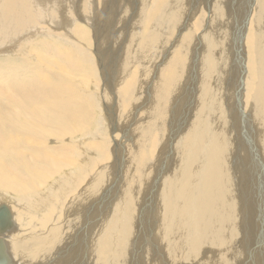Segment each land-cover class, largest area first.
Returning <instances> with one entry per match:
<instances>
[{"label": "bare ground", "instance_id": "obj_1", "mask_svg": "<svg viewBox=\"0 0 264 264\" xmlns=\"http://www.w3.org/2000/svg\"><path fill=\"white\" fill-rule=\"evenodd\" d=\"M82 1L79 0V5L76 6L70 1L68 3V0H0V221L2 220L4 224L0 229V264H30L22 254L34 260L43 252H46L53 261L61 259V264H139L141 255L149 250L140 254L135 253V248L139 244L137 237L135 238L137 234L135 228H139L141 233L152 231L153 241L158 242L163 239L165 247L160 252V256L162 258L166 256L168 261L176 259L184 252L203 251L207 253L196 257L192 264H252L253 261V264H264V245L261 243L264 237L256 239L251 257L244 256L245 248H248L246 239L250 234L246 231L243 215L238 222L243 228V237L239 241L236 240V235L239 234L233 227L236 198L231 191L233 185L231 167L234 161L227 159L231 157L230 148L222 141V125L208 112L209 107L205 109L192 104L189 113L185 112L191 117L185 121V128L182 125L178 129L179 135H182V142L179 143L181 147L174 145L173 148L182 149L181 152L186 153L187 165L183 163V166L186 167L187 172L180 188L177 186L179 189L175 187L176 177L174 176L173 183H169V179L168 184H165L166 192L176 194L182 192L185 197L194 182L195 193L197 179L199 185L209 191V188L215 184H223L225 189L214 194H206V192L202 196L204 201L200 199L201 197L193 198L192 201H185L184 206L181 203L182 206L174 208L172 201L165 195L163 188L165 180L160 179L159 185L155 182L156 187L152 182V186L156 189L155 194L151 192L155 201L146 211L141 203L136 206L133 197L130 200V196L126 197V200L110 202V205L106 200H91L98 197V192L103 187L105 174L101 170L104 164L100 162L111 153L107 148L110 146L109 139L111 144L116 145L112 134L104 131L107 127H104L103 109L106 108L99 103V97L105 98L108 105L111 104L109 102H112L113 97L118 100L116 108L118 107L122 113V118L119 119L121 123L131 126L127 130L121 125L122 136L129 138L124 137V139L121 135L118 138V141L125 140L123 149L125 161L133 163L134 168L135 165L142 167V171L143 168L147 169L151 165L149 172H152L153 176L157 168L159 172L164 170L171 172L172 169L167 167L168 164L162 166L164 169L161 167L163 171H160V167L153 169L156 164L151 160V156L154 150L156 155V151L157 153L161 150L167 151L169 148L168 145V148L163 146L161 140L168 131V128L166 129L168 116L179 112L180 107L176 103L183 99L171 94L167 104L162 105L174 88L181 87L186 47L173 48L168 59L161 65L159 76L163 80L162 84H159V80L155 78L149 81L148 76H144L139 81L136 78L138 69L133 67L130 71L135 63L134 59H138L139 56L135 51L130 59L128 48L126 52L123 50L118 59V76L107 85L108 88L112 86L109 93L110 90L108 91L107 88L105 91L102 75L96 71L92 59L94 47L91 48L93 45L90 41V32L86 27L90 13L87 11L89 14H84L85 7L80 5ZM221 2L223 0L214 1L213 6L209 4L201 9L198 12L199 17L204 19L208 9L212 7H218L223 12ZM249 3V7L253 6L249 14L253 13L255 17L264 14V0H250ZM151 16L152 14L147 15L146 20L148 21ZM56 25L62 27L65 33L62 34ZM194 33L196 36L199 35L198 28ZM134 42L139 44L137 40L130 43V39L126 44L130 43L131 47ZM200 45L207 50L210 41H204ZM220 61L222 69H225L224 74L227 75V69L224 68L225 59L222 58ZM242 61L241 65L246 62L244 67L242 65L244 71L241 69L243 100L264 108V70L255 72L254 50L244 48ZM136 63H139L138 60ZM222 69L220 71H223ZM197 70L204 72L206 68L198 64ZM129 72L131 74L128 77ZM140 74L142 76L143 71ZM136 79L139 81L138 84L135 83ZM211 79L210 77L208 81ZM209 84L205 83L199 90L204 91L207 98L204 94L199 96L201 92L196 90V95L194 93L191 95L195 98L189 96L188 99L212 105L220 103L224 94L219 95L217 90L223 91L222 79H219L215 85L209 86L211 88L207 87ZM185 91L181 89L183 94ZM108 98L109 102H107ZM132 105L136 108L137 115L147 118L143 123H132V114L129 111ZM98 106L101 110L97 114ZM170 109L171 114H169ZM253 125L256 127V120L253 121ZM241 126L243 125L240 123L238 126L240 135L244 132V129H240ZM255 140H258L260 145L264 144V136L261 133L255 135ZM161 155L166 158L168 156ZM261 157L264 159V156ZM175 159H173L174 163L177 164ZM169 160L171 159L167 161ZM99 163L101 165L92 175V170ZM114 163L116 164V159ZM243 165L241 163L240 166ZM183 166L178 165V168L183 170ZM109 168L111 170L113 167ZM199 170L200 174H197ZM146 175L148 176V172ZM132 180L131 178V182ZM74 191L77 192L76 196ZM213 196L229 197L225 212L222 206L225 201L209 199ZM164 198L170 203L164 201ZM191 205L194 207H190ZM240 207L237 209L239 211L237 221L242 212ZM185 210L196 215L199 223L208 225L207 230L195 234L190 227L196 228V221L193 225H189L182 220ZM138 214L142 215L141 226L137 224ZM81 230L88 239H95L92 246L94 255L84 250V244L80 242V240L84 241L80 237ZM255 236L260 237L257 233ZM56 247H59L57 251H55ZM62 247L65 252L70 251V257L61 255ZM152 264L161 263L152 262ZM165 264L168 262L165 261Z\"/></svg>", "mask_w": 264, "mask_h": 264}, {"label": "rangeland", "instance_id": "obj_2", "mask_svg": "<svg viewBox=\"0 0 264 264\" xmlns=\"http://www.w3.org/2000/svg\"><path fill=\"white\" fill-rule=\"evenodd\" d=\"M69 1L71 2V4L75 3L76 6L79 5V0H73V1L68 0V3H70ZM84 1L86 2V4ZM158 1L159 0H83L82 4H80L85 7V11H84L85 15H88L90 13L89 22L86 27H87L88 32H90L89 33L90 41L92 42V45H93L91 46V48L93 49L94 47L93 49L94 54L92 55V59L94 61L96 71H98L102 75L103 83L105 84V91L107 88L108 91L110 90L109 93H111L112 86L111 88H108L107 85H110V83L113 82L118 76V70H119L118 59L120 57V54L122 55L123 50H125L126 52L128 48V51L130 52V59L133 57V54L135 51L137 55L139 56V58L137 56L138 59H134L135 63L130 69V71L132 70L133 67L138 69L136 71V73L138 74L136 78L139 81H141L144 76H148L149 81L152 78H155L159 80V84H162L163 80L159 76V69L161 65L164 63L166 59H168V56L170 55L172 50L177 49L180 46L186 47V58L184 60L183 69H182L183 79L180 82L181 87L179 89L174 88L166 96V101L162 105V106H165L167 104V101L171 94H176L177 96H179V98L184 100V101L179 100V102L176 103L177 106L180 107L178 110L179 112L172 114V116L171 115L168 116L169 117L168 122H167L168 124L166 127V129L168 128V131L166 135L164 136V138L161 140L162 141L161 144H163V146L168 145L170 150H168L169 148L167 146L168 148L167 151L161 150L160 152L158 151V153L156 151V155H154L155 153V150H154V153L151 156V160H153L154 164H156L154 165L153 169H155L156 167H160V171H161L162 169H164V167L162 166H164V164L165 166H167L168 164L167 167H169L170 170L172 169L171 172L168 173L167 171L164 170L165 173H167L165 174L163 170H162L163 172H159L157 168L155 169L157 172H155L153 176L152 172H149V167L151 165L147 169L143 168V171L146 169L143 172L141 169L142 167L140 166L136 167L137 165H135V168H134L133 163H131L130 161H125V156L123 154V149L125 147L124 139L129 138V137L122 136L123 129L121 130L120 128H122L121 125H123V128L128 130L129 128H131V126H127L124 123H121L119 118H122L121 117L122 113L119 111L118 107L116 108L118 104L117 103L118 100L116 101V99H114L113 97L112 102L111 101L109 102L110 99L108 98L107 102L111 103L110 105H108L106 103L105 98L99 97L98 98L99 103L103 106V108H106V110L103 109V112H105V115H106V116L104 115L105 117L104 127L105 128L107 127L106 129L104 128L105 129L104 131L112 134L114 140L116 141V145H113L114 143L111 144L112 143L111 139H109L110 146H107V148L109 149L111 153L109 154V157H105V160H102L100 162L101 164H104L103 170H101L105 174L104 175L105 180L102 183L103 187L101 188V191L98 192L99 194L98 197L96 196L95 198L91 200L93 201L106 200V203L110 205V202H113L119 199L126 200V197L130 196V200H132L131 198L133 197V201L136 206H138L141 203L142 205L145 206L146 208L145 211H146L147 208L150 206V204L154 203L155 201L152 193L155 194L154 193L156 192L155 187L157 186L156 185L157 182L159 185L160 179L163 181L165 180L164 185H163V188L165 190V195H167L166 198H169L170 201H172L171 202L172 207L174 208H178L182 205L184 206L185 201L187 200L192 201L193 198L201 197L200 199H203L204 201V198L202 196H204L206 192H207L206 194H212V193L214 194L215 192L221 189H225L223 184L214 185V182H213L214 186L212 188H209L210 189L209 191L208 189H205L203 186H200L198 183L199 180L197 179L198 185H197V190L195 193L193 190L194 182L191 185L188 192L186 193L185 197L182 195V192L179 193L180 195L174 192H170V191L169 193L166 192L167 185L165 184H168L169 179H170L169 183H173L174 178L176 177L175 187L177 186L179 187L181 186L183 180L185 179V173L187 172L186 167L183 166L184 165L183 163L187 165L186 153L181 152L182 149L178 150V148H173L174 145L180 146L179 143L182 142L181 140L182 135H179L180 132H178V129L182 125L184 126V128L186 127L185 121H187V119L191 117V116H188L187 114L189 113L191 107L194 104L198 105L199 107L205 108V109L209 107L208 112L212 116H214L222 125L221 127L222 133H223L221 135L222 141L225 142L230 148L231 157L227 159L234 161L233 166L231 167L233 169V173H232L233 174V185H232L231 191L234 194V198H236L234 200L235 201L234 204H236L234 208V210L236 209L234 212V218L236 221H237L238 214H239V211H237L238 207L241 206L240 208L242 210L238 221L236 222L234 220L235 224L233 227L235 228V232L239 233L238 235H236V240L239 241L241 237H243L242 235L243 228L242 226H240L241 224L238 222L241 221V219L244 217V221L246 222L245 224L247 226L246 231L247 233L250 234V236L247 237L246 239L248 248H245L246 252L244 253V256L246 255L247 258L249 256L251 257V254H252L251 251L255 249L254 245L257 242L256 239L259 240L261 237H264V159L263 157H261V156H264V144L260 145L259 141L255 140V135L257 133H261L264 136V108L252 102L243 100V95L241 94V89H243V86H242L241 81H242V74L244 70L242 68L245 66L246 62L242 64L243 67L241 63H243L242 61L243 49L250 48V49H253L255 53V62H256L255 72L259 70H264V14L261 15V17L259 15H256L255 17V15H252L253 13L249 14V11L252 9L251 7H253V6L249 7L250 0H247V1L246 0H223V2H221V5H222L221 8L223 7L222 8L223 12H221L218 7L217 8L212 7L208 9V12L206 13L205 18L203 19L199 17L198 12L201 9H204L207 5L209 4L212 5L214 1H217V0H162L160 3ZM65 4L66 2L63 4V7L65 6ZM149 14H152V16L147 21L146 16ZM80 24L82 25V22H80ZM56 26L59 27V31L62 34L65 33L62 27L58 25ZM196 28H198V31L200 32L198 36H196L194 33ZM129 32H131L132 34ZM220 32H221V36L218 38V35L220 34ZM127 38L130 39V43L133 40H137L139 44L134 42L135 44H132L130 47V43L126 44L128 41ZM207 40L210 41V45H209V49L206 50L200 44H202L204 41H207ZM219 46H222V47H219ZM219 48H220V51H219ZM222 49L224 51H222ZM88 52H89V49H88ZM222 58L225 59L224 68L227 69V75L224 74L225 69H222V65H221L222 62L220 61ZM137 60L139 63H136ZM140 63L142 65H140ZM143 63L145 66H143ZM198 64L204 65L206 70L204 72H199L197 70ZM221 69L223 71H220ZM142 71H143V74L141 76L140 73ZM130 74L131 73L129 72L128 77L130 76ZM210 77L212 79L211 81H208ZM137 79L135 81L136 84L139 83ZM219 79H222L223 91L217 90V92L219 95L220 93L222 95L224 94L222 101L220 103L216 105H212L209 103H199V102H196L195 100L188 99L189 96L192 99H194L195 96H191V95L193 93L196 95V90L198 91L201 90L200 88L203 87L205 83H210L209 85H207V87L211 88L209 86L215 85ZM181 89L186 90L185 91L186 95L181 92ZM199 92H201L200 95L198 94L199 96H203L204 94V97L207 98V95H205L204 91H199ZM101 94L102 93H100V95ZM182 101L184 103H182ZM182 105H184V107ZM100 110H101V107L98 106L97 111L96 110L95 111L98 114L100 113L99 112ZM129 111L132 114L131 116L132 123L134 124L135 123L141 124L147 119L145 117L137 115L136 114L137 110L133 105L130 106ZM164 112L167 113L166 111ZM185 112H188V113H185ZM171 113H172V110L170 109L169 114ZM254 120H256V124H257L256 127H254L253 125ZM240 123L241 125H243L240 127V129H244V132H242V135H240L238 131V126ZM223 125H226V127H224ZM244 125H246L247 127ZM246 132L248 133L245 135ZM120 135L122 136V138L125 137L122 141H118V138ZM261 146L262 148H260ZM164 151L170 154L169 155L166 153L164 154ZM161 154L168 155L171 158L168 156L166 158L165 156H162ZM177 156L179 158H177ZM243 157H246V158H243ZM115 159H116V164L114 163ZM168 159H171V160L167 161ZM173 159L177 160L176 163L178 162L179 164L178 163L175 164ZM107 162L110 163L111 165L108 164ZM100 163L92 170L91 172L92 175H94V172L97 169V167L101 165ZM241 163H243L244 165L240 166ZM118 165L120 167L119 169H118ZM178 165H180V167L183 166V170L178 168ZM108 166L109 167L111 166V168L112 167L113 168L110 170ZM171 166H173L174 168ZM243 168H245L246 170L248 169L247 171L251 173L249 174L245 169L243 170ZM175 169L178 171L177 174H176L177 171ZM134 170L135 172H132ZM238 170L240 172H238ZM146 171L148 172V176L150 177V179L146 175L147 173ZM127 172L128 173L130 172V173L128 174ZM115 174L117 175L115 176ZM197 174H200V170L197 172ZM240 174H242L243 177H241ZM179 175H181V177ZM128 177H131L133 179L132 182H131V178L128 179ZM249 177L250 178L252 177V178L250 179ZM243 178L244 179L247 178L246 179L247 182ZM118 182H120L121 185ZM126 182L127 184L129 183V185H127ZM139 182L141 183L143 182V184ZM152 182H154L155 187L152 186L153 185ZM242 184L243 185L246 184L244 185L245 187ZM121 187L124 188L125 190L122 189ZM144 188L145 190H143ZM119 189H120V192H119ZM201 190H204V191H201ZM130 191H131V195H130ZM73 193L76 196L77 192L74 191ZM228 194L230 195L231 192H229ZM119 196H121V198H118ZM134 197H137V199ZM145 197H147V199ZM166 198H164V201L170 203V201ZM211 198H215L216 200H224L225 202L222 204V206L224 208V212L227 210V200H229L228 196H225V197L213 196V197H210L209 199ZM134 199L139 200L140 202H137ZM65 200H69V199H65ZM237 202H238V205H237ZM261 202H263V204ZM190 207H194V205H191ZM260 207H263V208L261 209ZM242 208H244L245 210H243ZM208 210L211 211V209H208ZM137 217H138L137 219L139 220L137 224L141 226L142 215L138 214ZM173 217H176V216H173ZM182 220L185 223H188L189 225L191 224L193 225V223H195L196 221V228L190 227L195 234L205 232L208 228V225L199 223L198 217L192 214L191 212H189L188 210H185L183 212ZM137 229L135 228L134 231L137 232V234L135 235V238L137 237L136 240L138 239L137 241L139 242V244L135 248V253L140 254L141 252L145 250H149L147 253H144L141 255V257L138 260L139 264H152V262H159L161 264H165V261H167L168 264L173 263V262H177L178 264H192V262L194 261L196 257L207 253L203 251L197 252V253L184 252L178 255L176 259L168 261L166 259V256L164 258L160 256V252L165 247V242H162L163 239L158 242L153 241L152 238L154 237L153 236L154 233L152 231H146V232L141 233V230L139 228ZM253 229L254 231H252ZM136 232H134V234ZM256 233L259 234L260 237L255 236ZM80 237L84 239V241L80 240V242L84 244L83 246L84 250H86L89 254L94 255L92 246L95 243V239L93 240L88 239L82 230H81ZM261 243L264 245V240ZM249 244L251 246H249ZM59 247H56L55 251H57ZM60 251L63 257H70L71 255L70 251L68 252L64 251V247H62ZM22 256L27 261H29L30 264H61V261H62L61 259L57 261H53L46 252H43L40 257H37L34 260H31L29 256H25L24 254H22Z\"/></svg>", "mask_w": 264, "mask_h": 264}, {"label": "water", "instance_id": "obj_3", "mask_svg": "<svg viewBox=\"0 0 264 264\" xmlns=\"http://www.w3.org/2000/svg\"><path fill=\"white\" fill-rule=\"evenodd\" d=\"M4 227L3 221H0V229H2Z\"/></svg>", "mask_w": 264, "mask_h": 264}]
</instances>
